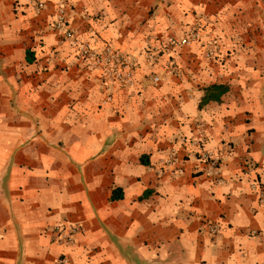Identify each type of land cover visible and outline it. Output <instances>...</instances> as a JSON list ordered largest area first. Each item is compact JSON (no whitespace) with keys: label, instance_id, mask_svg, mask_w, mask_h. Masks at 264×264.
Wrapping results in <instances>:
<instances>
[{"label":"crops","instance_id":"0c3cea01","mask_svg":"<svg viewBox=\"0 0 264 264\" xmlns=\"http://www.w3.org/2000/svg\"><path fill=\"white\" fill-rule=\"evenodd\" d=\"M59 7L131 84L79 55ZM214 83L228 91L199 107ZM255 181L264 0H0V264H264Z\"/></svg>","mask_w":264,"mask_h":264},{"label":"built area","instance_id":"2783aa9c","mask_svg":"<svg viewBox=\"0 0 264 264\" xmlns=\"http://www.w3.org/2000/svg\"><path fill=\"white\" fill-rule=\"evenodd\" d=\"M38 6L41 7V3H38ZM54 27L62 32L63 37L69 41V44L74 47L79 55L88 59L90 63L103 65L104 74L106 76H112L120 84H131L132 77L134 73V67L127 59V57L118 54L113 48L106 47L103 53H97L86 44L80 41L73 34L72 30L69 28L67 16L63 7H59L57 17L54 21ZM198 39V33L196 31H191L187 36L182 37L180 40H177V45H185L192 41ZM147 58L150 62L154 61L155 54L149 53ZM167 70L172 73L177 69L174 56H170L166 62ZM158 77L154 78V81L157 82ZM201 158L208 163L209 172L214 175H219L220 169V159L211 155L208 152L202 154ZM251 187L256 190L259 194V201H264V188L258 183L253 182ZM208 231L210 233L216 234L218 226L215 223H210L208 226ZM79 227H72L69 231L70 235L67 237V240H71V235L78 230Z\"/></svg>","mask_w":264,"mask_h":264},{"label":"trees","instance_id":"16d2710c","mask_svg":"<svg viewBox=\"0 0 264 264\" xmlns=\"http://www.w3.org/2000/svg\"><path fill=\"white\" fill-rule=\"evenodd\" d=\"M228 85L225 84H210L204 88V96L201 99V102L199 103V107H201L203 104L209 102V101H220L221 96L228 91ZM121 198V195L118 194V190H114L113 194L111 196V199H118Z\"/></svg>","mask_w":264,"mask_h":264}]
</instances>
